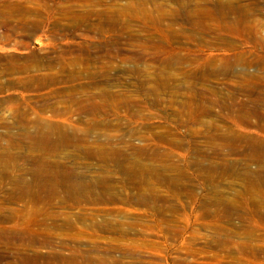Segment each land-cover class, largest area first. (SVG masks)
<instances>
[{
  "label": "rangeland",
  "instance_id": "1",
  "mask_svg": "<svg viewBox=\"0 0 264 264\" xmlns=\"http://www.w3.org/2000/svg\"><path fill=\"white\" fill-rule=\"evenodd\" d=\"M231 134L264 144V0H0V264H264V156ZM39 165L97 199L20 198Z\"/></svg>",
  "mask_w": 264,
  "mask_h": 264
},
{
  "label": "bare ground",
  "instance_id": "2",
  "mask_svg": "<svg viewBox=\"0 0 264 264\" xmlns=\"http://www.w3.org/2000/svg\"><path fill=\"white\" fill-rule=\"evenodd\" d=\"M78 130L79 129L77 128V126L76 127L75 126H72L69 123L68 124H64L63 123V125H59V124L50 123V122H39L36 125V128H35L34 133H32V134H25L24 135V138L28 139L29 140V143L33 147H41V146H44V145H48V147L55 148L54 150H60L62 148H66L67 146H73V145H75V142H76V140L78 138H82L83 139V135L80 134L81 132H78ZM78 133L80 135H82V136H78ZM231 135L228 136V137H226L225 140H224L225 141V145L224 146H226V148H228V149H230L232 151H239V150H241V149H239V144H240L239 142L242 141V143H244L245 146L247 147V149L244 152H248V153H250L253 156H257V155H259V157L262 156V155L264 156V144H263V142H259L256 139L253 140V138L251 139L249 137L248 138L247 137H242L241 135H232V136ZM84 136H87V135H84ZM82 139H78V140L81 141ZM103 151H104L103 150V147H101V148H95V150H94L95 153H100V154H103ZM91 152H92V150H91ZM111 154H113V153H111ZM42 166L43 165H39L40 168H36L35 170L32 171L33 172L32 173L33 178L30 181H26L25 179H21L19 181L11 180V184L13 185V188H14L13 191L15 190V186L18 187V189L22 188L19 191V194H17L20 198L27 199L31 203L32 202H35V203L42 202L41 200H43L44 198H47V199H50L51 198L52 199V198H58V197H61V196L66 197L67 194H69V197H71L73 199H76V200H80V199L81 200L82 199H89V200L92 199L93 200V198H96L97 199L98 196L93 195V186H92L93 183L92 184H87V183H84L83 181L77 180L78 177H75L73 173H70L68 170H65V168L64 169H60V168H45V167H42ZM50 167H52V166H50ZM57 170H60L62 172H59ZM158 171H159V168H158ZM150 172H152L151 168H145L142 165L137 164V165H134L132 167V169L129 170V175H131V177H132L131 179L134 178V179H140V180H142V175L143 174H145V176L146 175H150ZM156 173H157V171H156ZM160 174H162V173H160ZM166 180L169 181L170 178L169 177L168 178L166 177ZM176 181H177V179H176ZM101 182H99V185H100ZM170 182H175V180L171 179ZM137 183H139V182H137ZM144 184H145V182H144ZM59 187H62V189H66V190L64 192L61 191V193H59V191H58V188ZM43 189H47V190L44 191ZM251 192H252V190H251ZM253 193H255V192H253ZM103 194H104V191H103ZM249 194H251V193H249ZM140 200L141 201H147V199L143 198L142 196H140ZM213 202H212V205H213ZM140 203H142V202H140ZM150 205H152V204H150ZM253 205L251 204L250 206H253ZM257 205H258V203H257ZM214 206H216L215 207V208H217L216 209L217 210L216 214H218L219 212L220 213H223L225 210H228L227 207L229 209H230V207L231 208L232 207H235V202L232 201V200H230V202H227V203L224 204L222 202L215 201ZM241 208H243V206H241ZM251 210L254 211L253 208H251ZM258 213H260V212H258ZM228 215H230V214H228ZM259 217H260V215H259ZM238 218H240V217L238 216ZM263 219H264V217H263ZM67 224L65 226H67ZM70 226H71V224H70ZM17 238L20 239L21 241H23L24 236H22V235L19 236L18 235ZM30 240L31 239H29L27 243L29 245H32V242ZM40 259L41 258H39V256H33V257H24V256H22L21 257V260L22 261H31V262L32 261H36V260H40ZM47 259H48V257H47ZM56 260H59V261L72 260V257L65 259V258H62V257L57 256L56 257Z\"/></svg>",
  "mask_w": 264,
  "mask_h": 264
}]
</instances>
